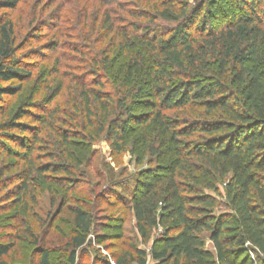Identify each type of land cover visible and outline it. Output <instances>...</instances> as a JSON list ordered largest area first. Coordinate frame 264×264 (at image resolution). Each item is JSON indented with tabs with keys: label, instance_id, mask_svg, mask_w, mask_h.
I'll return each mask as SVG.
<instances>
[{
	"label": "trees",
	"instance_id": "obj_1",
	"mask_svg": "<svg viewBox=\"0 0 264 264\" xmlns=\"http://www.w3.org/2000/svg\"><path fill=\"white\" fill-rule=\"evenodd\" d=\"M206 1L191 8L178 0H84L63 17L50 11L52 33L40 44L43 15L34 9L29 31L18 36L9 13L21 0H0V223L19 208L0 240V264L19 243L50 264L30 222L44 187L59 193L53 217L71 223L66 262L77 264L94 217L70 196L85 184L90 157L82 162L73 147L88 152L102 139L116 165L130 142L138 163L148 159L129 181L106 166L103 197L131 214L142 244L152 241L154 264H264V0H228L238 13L220 28L203 15ZM149 2L151 10L138 7ZM34 71L45 87L10 110ZM61 81L56 101L51 84ZM152 128L160 140L147 139ZM136 129L139 139L127 140ZM147 257L129 243L112 262ZM95 262L111 264L99 251Z\"/></svg>",
	"mask_w": 264,
	"mask_h": 264
},
{
	"label": "rangeland",
	"instance_id": "obj_2",
	"mask_svg": "<svg viewBox=\"0 0 264 264\" xmlns=\"http://www.w3.org/2000/svg\"><path fill=\"white\" fill-rule=\"evenodd\" d=\"M91 4L93 0H87ZM134 1V0H122V2ZM197 2L203 0H196ZM194 0H178L179 3L187 2L191 8L197 6V2ZM216 4L209 10V4L211 0H207L205 2L203 15L209 21L211 26L215 28H220L223 23L233 16L237 14L238 11L228 3V0H215ZM51 0H21L18 8L10 12V19L12 20L16 34L18 36L24 37V35L30 29V21L33 17L32 12L34 9L37 11V14L43 15V25L40 24V28L42 31L39 36H42L44 39H39V43L45 42V40L49 39L45 37L49 32L52 33L51 26L53 22L46 21L45 16L50 13V11L57 9L59 11L60 16L63 17V14H69L71 11L75 9V7H81L80 4L85 3L84 0H53L52 7L47 9V11H42L44 6L50 3ZM225 2V3H224ZM138 7L141 9L142 7L152 9L153 3H139ZM129 10V9H127ZM91 11V8L88 9V12ZM140 11V10H138ZM122 12V11H121ZM3 13L0 11V14ZM123 14V13H122ZM37 16V15H36ZM35 16V18H36ZM124 16V14H123ZM137 22H141L145 24V20L138 19ZM161 23V22H160ZM62 24L58 26L61 28ZM80 28V27H79ZM78 28V29H79ZM68 40V39H66ZM63 41V38L60 39V42ZM36 42V41H35ZM71 42V41H66ZM38 43H33V45H37ZM46 56L54 57V54L51 52H44ZM52 54V55H51ZM52 65V62H50ZM39 72H33L32 80L25 86L24 92L18 95L10 106L12 109H17L16 107L19 105L18 103L26 102L27 100H31L32 92L34 90L38 91L42 86L45 87L46 81L44 78L39 77ZM60 77V76H59ZM49 79V78H48ZM60 80V79H59ZM63 81L51 84V88L53 89L51 95L57 96L56 101H61L63 98ZM52 96V97H53ZM36 100V99H35ZM171 115V112L169 113ZM25 120V119H22ZM27 122V120H25ZM145 131V130H144ZM143 132V129H136L134 132H131L127 140H138V136ZM157 133L152 128L147 134L146 137L148 140H160L161 137H156ZM156 138V139H155ZM9 148L13 149L12 145H9ZM83 147L74 146L73 151L75 154H81L82 162L83 156H88L89 160L86 166H82V169L85 172V177L83 178L85 184L80 186L77 191H74L70 194L71 198H73L74 203L79 206H83L86 204L85 210H90L91 214L94 217L93 231L91 235L88 237L87 244L84 247V252L80 253L77 258V264H99L95 262L96 251H99L102 256H105L109 261H113V257L119 254L121 248L127 247L129 243H135L138 249L145 250L148 254L146 264H154V261L150 256V249L152 246V241L146 245L142 244L138 234L136 233L134 227V221L131 217V214L128 213L126 208L122 207L119 204H113V202H107L105 197L106 187V178L108 175L109 166L114 173V177L121 181H129L136 174L146 170L148 168V159L145 158L141 163H138L140 157V151H132V142L128 144V151L122 157L120 163L116 165L115 160L111 157V150L109 145L105 139L100 140L98 143L93 144L88 152L82 150ZM52 150V146L49 148ZM133 152V153H132ZM36 156H42L41 153H33ZM42 157L40 159L41 163L48 162V160ZM16 159H8L7 161ZM83 165V164H82ZM50 183H48L49 185ZM219 192L221 196H224L223 183L218 185ZM206 193L213 194L211 191L205 190ZM36 206L33 207V216L30 218L31 227L34 232L40 236L41 245L43 248L49 250V263L50 264H67V251H65L66 244L69 238L73 234V228L69 220L63 219L61 217H53L56 209L58 208L60 203L59 193H55V191L51 192L43 188L41 191H36ZM55 196V200L52 203L51 197ZM218 200L223 201V197H217ZM103 199L106 201H103ZM10 202L4 201L1 203V207L5 210ZM19 210L18 207H14L11 210H7L4 213V216H9L0 223V240L6 239L7 235L11 232L9 226L12 225L11 217ZM11 216V217H10ZM159 233L156 232L154 234V238L157 237ZM206 248L213 252V248L211 243L207 240ZM39 258L36 255L34 247L29 244L19 243L16 249L11 253V255L4 260V264H39Z\"/></svg>",
	"mask_w": 264,
	"mask_h": 264
},
{
	"label": "built area",
	"instance_id": "obj_3",
	"mask_svg": "<svg viewBox=\"0 0 264 264\" xmlns=\"http://www.w3.org/2000/svg\"><path fill=\"white\" fill-rule=\"evenodd\" d=\"M111 264H114L112 261L110 262Z\"/></svg>",
	"mask_w": 264,
	"mask_h": 264
}]
</instances>
